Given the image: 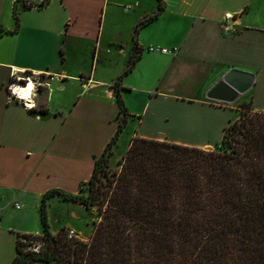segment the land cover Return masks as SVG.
Wrapping results in <instances>:
<instances>
[{"label":"crops","instance_id":"obj_1","mask_svg":"<svg viewBox=\"0 0 264 264\" xmlns=\"http://www.w3.org/2000/svg\"><path fill=\"white\" fill-rule=\"evenodd\" d=\"M44 1L0 0V264H13L19 234L44 229L47 191L78 193L90 180L119 131L120 76L130 112L121 132L130 134L128 147L135 136L216 146L239 116L238 105L205 93L233 68L255 74L250 99L264 111V0H163L165 9L137 34L159 0H46L25 7ZM13 73L36 82V107L11 100ZM84 207L54 195L49 220L58 209L79 217ZM64 225L74 226L66 219L50 230Z\"/></svg>","mask_w":264,"mask_h":264},{"label":"trees","instance_id":"obj_2","mask_svg":"<svg viewBox=\"0 0 264 264\" xmlns=\"http://www.w3.org/2000/svg\"><path fill=\"white\" fill-rule=\"evenodd\" d=\"M163 9L159 0V9L136 34ZM16 19L15 30L17 14ZM121 80L115 83L121 113L117 135L78 193H45L44 229L19 234L13 264H264V111L241 107L213 148L135 136L114 168L108 155L130 117ZM54 195L97 209L89 240L70 235L65 225L50 230ZM35 243L38 250L23 249Z\"/></svg>","mask_w":264,"mask_h":264},{"label":"rangeland","instance_id":"obj_3","mask_svg":"<svg viewBox=\"0 0 264 264\" xmlns=\"http://www.w3.org/2000/svg\"><path fill=\"white\" fill-rule=\"evenodd\" d=\"M234 104L238 105V110L240 113L241 107L245 106H253L252 100L250 99V91H248L246 94H242L239 99L234 102ZM130 134L128 132L124 131V133L120 136L119 140V147L118 149H115L116 146L114 145L111 151V154H109L110 158V164L117 168L119 167L118 161L121 158V155L125 153L128 149V137ZM60 213H63V211L60 209L53 211L50 215H52V219L49 220L50 225L54 228L58 229L61 222H64L66 219H69V221L73 222L74 226H69L68 230L69 232L73 234H78L82 239L89 240L91 231L93 230V220L97 218V209H87L84 207V209L80 208L78 211L79 217L72 216V209H68L67 213L64 214V216ZM61 215V216H60ZM39 245L35 244H25L23 245V249L26 251L28 248H32L33 250H38ZM20 264H48L47 262L43 261H31L26 263H20Z\"/></svg>","mask_w":264,"mask_h":264},{"label":"water","instance_id":"obj_4","mask_svg":"<svg viewBox=\"0 0 264 264\" xmlns=\"http://www.w3.org/2000/svg\"><path fill=\"white\" fill-rule=\"evenodd\" d=\"M255 82V74L241 69H230L205 93L212 101L232 104L250 91Z\"/></svg>","mask_w":264,"mask_h":264},{"label":"built area","instance_id":"obj_5","mask_svg":"<svg viewBox=\"0 0 264 264\" xmlns=\"http://www.w3.org/2000/svg\"><path fill=\"white\" fill-rule=\"evenodd\" d=\"M226 19L231 20L232 19V16H230L229 14H226ZM150 50H155V48L151 47ZM161 51H163L165 53L174 54V52H171V51H169V49H165V48H161ZM30 82H31V79H30V76L29 75L26 76V77H21V76H18L17 73H15V74L13 73L12 74V81L7 86L8 89H9V91H10V98H11V100L20 101L28 109H32V108L36 107V104L34 102H32L33 101V98L36 96V93L35 92L38 89V86L35 87L36 86V82H35V85H34L33 89L30 90V93L27 96H25V99H23L22 96H21V94L16 91V87H17V85L27 86V85L30 84ZM13 205L15 207H18V208L21 207V205L18 203V201H15L13 203ZM0 222H1V215H0ZM70 235H73V233L71 232Z\"/></svg>","mask_w":264,"mask_h":264},{"label":"bare ground","instance_id":"obj_6","mask_svg":"<svg viewBox=\"0 0 264 264\" xmlns=\"http://www.w3.org/2000/svg\"><path fill=\"white\" fill-rule=\"evenodd\" d=\"M33 89V84H30V85H28V86H21V85H17V87H16V91L17 92H19L20 94H21V96L23 97H25V95H26V93L29 91V93H30V90H32ZM23 97V98H24ZM30 103V102H29Z\"/></svg>","mask_w":264,"mask_h":264}]
</instances>
